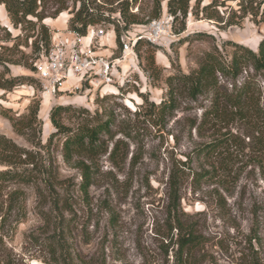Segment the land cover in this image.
<instances>
[{"label":"rangeland","instance_id":"rangeland-1","mask_svg":"<svg viewBox=\"0 0 264 264\" xmlns=\"http://www.w3.org/2000/svg\"><path fill=\"white\" fill-rule=\"evenodd\" d=\"M211 1H193L188 16L174 21L168 11V0H164L160 18L147 24H133L123 31L122 37L127 32L131 38L142 40L137 49L134 46L132 54L116 62L120 77L116 85L102 89L86 82L78 89L71 87L48 97L46 107L37 70L24 65L26 62L35 66L39 51L33 41L40 29L22 32L14 28L0 4V54L6 56L2 47L14 44L12 39H7L9 33L12 37L23 35L13 56L22 63L0 64V77L14 79L17 84L11 90L0 89V104L18 116L27 113L28 107L41 99L42 132L36 131V138L44 144L56 131L49 111L59 104L85 107L92 113L99 111L104 117L113 113L115 135L113 140L104 136L108 150L93 163L95 177L87 196L79 186L80 170L73 163L64 162L57 147L63 136H56V146H49L60 167L63 183L60 194L68 202L64 218L51 213V198L36 186H11L21 187L24 193L19 205L5 216L0 233V264H60L65 257L70 261L78 258L75 264H264V168L257 161L243 128L233 124L228 127L239 135L240 145L228 157V171H223L222 161L208 160L196 153L199 146L211 140L210 131H200L193 125L201 120L200 107L209 106L208 98L201 96L194 100L179 96V108L158 127L135 115L143 102L142 96L150 103H160L167 95V77L198 68L205 52L214 47L228 54L231 43L237 42L258 50L264 38L262 15L240 9L237 5L240 0H220L223 5L205 7ZM256 1L254 7L261 0ZM139 5L143 9L141 13ZM151 6V0H139L131 11L145 19ZM263 8L264 3L260 13ZM64 13L44 20L52 33V42L67 36L72 38L67 21L73 14L69 10ZM112 17H119V13L112 12ZM184 24L186 29L182 30ZM101 28L106 33L102 52L112 58L123 55L122 37L121 44L115 37L111 46L106 38L113 26L106 24L94 29ZM28 34L34 37L27 38ZM246 76L244 71L239 82ZM255 78L254 87L264 105V80ZM222 83L228 84L223 80ZM65 121L71 124L66 118ZM128 124L141 129L137 131L134 127L132 136L128 137L122 132ZM0 133L31 149L39 160L48 159L46 149L33 146L18 134L10 119L1 113ZM116 140H120L119 151L111 156ZM212 161L218 166L212 170L214 177L198 180V172L211 171ZM172 179L179 182L180 189L176 209L172 207L175 191ZM60 219L66 226L63 257L53 246L55 235L61 230L57 224ZM178 225L195 231L198 237L195 247L179 249V230L172 229Z\"/></svg>","mask_w":264,"mask_h":264},{"label":"trees","instance_id":"trees-1","mask_svg":"<svg viewBox=\"0 0 264 264\" xmlns=\"http://www.w3.org/2000/svg\"><path fill=\"white\" fill-rule=\"evenodd\" d=\"M138 1L0 0V4L5 7L14 28L21 29L22 32L40 29V33L33 41L39 51L36 58H39V53H47L52 44V33L44 22L46 18L57 17L69 10L73 15L69 19L68 29L79 37L88 36L90 29L96 26L110 24L115 32L116 42L121 44L123 31H128L129 26L147 24L162 15L164 0H151V11L145 19L131 11ZM193 1L197 2V0H168V11L173 16V20L176 21L180 17L185 19L190 13ZM255 2L257 1L240 0L237 5L240 9L244 8L247 13L255 14V16L262 15L259 17L264 20V8L260 13V7L264 0L258 1L257 7L253 5ZM219 5H223L220 0H212L205 7L212 8ZM138 8V12L141 13L143 11L141 5ZM112 12H118L119 17H112ZM192 14L196 13L192 11ZM215 17L222 19L217 15ZM185 29L186 24L182 30ZM200 35L206 34L200 33ZM22 36L19 34L12 37L9 33L7 39H12L14 44L2 47L7 54L6 56L0 54V64L3 65L5 62L22 63L13 57L18 46L21 45L19 40L22 39ZM26 37L33 38L34 35L28 34ZM141 40L138 39L135 43L136 49ZM231 44L232 48L228 54H224L218 46L214 47L205 52L198 62V68L190 73L179 72L167 77L166 98L155 104L150 103L142 96L143 102L135 111V115L140 117L143 122L158 127L167 117L173 116L179 108V96L190 97L194 100H198L201 96L203 99L208 98L209 106L202 105L200 107L202 109L201 120L195 121L193 125L200 131H210L211 140L199 146L196 153L208 160L222 161L220 166L224 169L223 171H228V157L233 153L232 150L238 149L240 145L239 135L228 128L230 124H233L238 126V129L243 128L245 135L249 137L252 150L257 155V161L264 168V105L261 104V96L257 94L254 87L256 76L262 77L264 80V38L260 41L258 50H253L237 42ZM152 59L153 57L150 56L152 64H155ZM24 65L32 71L36 72L37 70L33 63L25 62ZM244 71L247 72V76L243 82H239V77ZM222 80L228 84L225 85ZM15 85L17 84L14 79L0 77V89L11 90ZM228 85H231V88ZM40 102L41 99L33 102L28 107L27 113L18 116L12 114V109L0 104V113L10 119L14 130L24 136L33 146L46 149L48 152V159L39 160L31 149L0 133V216H2L0 233L3 230L6 217L9 216L8 212L19 205L20 199L23 197L22 188L13 189L12 185L36 186L40 192L51 198V213H56L58 217L64 218L63 212L67 210L68 202L65 199L63 201L60 194L59 190L63 188L60 167L57 158L55 163L54 155L49 148V146H56L54 142L56 136H63V140L57 144V147L60 148L64 162L73 163L74 167L80 170L82 181L79 186L86 196L95 177L93 163L99 154L107 152V139L115 138L112 130L113 113H106L107 117H104V114H100L99 111L92 113L85 107L59 104L52 106L49 111L50 121L56 131L51 134L48 143L44 144L42 140L36 138V131L42 132V120L39 118ZM65 118L67 121H71V124L66 123ZM134 127L137 131L141 129L136 125ZM134 127L128 124L122 132L131 137ZM119 147L120 140H116L110 155L116 156ZM241 150L243 149L241 148ZM214 162H211V171L197 173L198 180H202L206 176L214 177L212 170L218 168ZM172 184L175 188L172 207L174 206L176 209L175 202L180 199L179 182L172 179ZM5 207H7L6 210ZM57 224L58 230L61 229L63 232L60 230L55 235L56 239L53 237L55 239L53 246L60 257H63L66 248L63 234L66 226L61 219ZM175 227L180 233L177 239L179 249L183 251L195 247L198 242L195 231L191 228L184 229L180 225L173 226L172 229ZM76 260L79 261L78 258L70 261L65 257L60 264H75Z\"/></svg>","mask_w":264,"mask_h":264},{"label":"built area","instance_id":"built-area-1","mask_svg":"<svg viewBox=\"0 0 264 264\" xmlns=\"http://www.w3.org/2000/svg\"><path fill=\"white\" fill-rule=\"evenodd\" d=\"M105 34L103 28H93L88 34L93 35L89 42H84L82 37L75 34L72 39H53L48 52L42 53L35 61L44 98L71 87L78 89L86 82L102 89L118 83L120 77L116 73V64L134 52L138 39L131 38L128 33L123 35V55L112 58V55L107 56L102 52V37ZM131 64L135 66L134 61Z\"/></svg>","mask_w":264,"mask_h":264},{"label":"crops","instance_id":"crops-1","mask_svg":"<svg viewBox=\"0 0 264 264\" xmlns=\"http://www.w3.org/2000/svg\"><path fill=\"white\" fill-rule=\"evenodd\" d=\"M68 22H69V19L67 21V27H68ZM68 32H69L70 36H72V38L75 37L74 33L70 32V31H68ZM92 37H93V35H88V36L82 37V40L84 42H89ZM115 37H116V35H115L114 30H110L108 32V36H107L106 40H107V42H110L109 44L111 46H113V44L115 43ZM68 38H70V37H68ZM72 38H70V39H72ZM104 40H105V37L102 38V41H104Z\"/></svg>","mask_w":264,"mask_h":264},{"label":"bare ground","instance_id":"bare-ground-1","mask_svg":"<svg viewBox=\"0 0 264 264\" xmlns=\"http://www.w3.org/2000/svg\"><path fill=\"white\" fill-rule=\"evenodd\" d=\"M1 13L4 14V10H1ZM62 14H65V13L63 12ZM48 104H49V98L46 97L44 102H43V105H45V107H46V106H48Z\"/></svg>","mask_w":264,"mask_h":264}]
</instances>
